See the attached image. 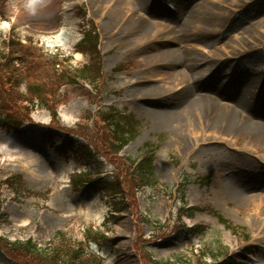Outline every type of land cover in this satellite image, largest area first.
<instances>
[{
	"label": "rangeland",
	"instance_id": "374dc122",
	"mask_svg": "<svg viewBox=\"0 0 264 264\" xmlns=\"http://www.w3.org/2000/svg\"><path fill=\"white\" fill-rule=\"evenodd\" d=\"M2 1L0 63L9 51L4 45L9 35L32 38L41 49L31 48L32 54H37L28 57L31 65L17 67L25 79L44 84L50 108L34 106L33 94L27 93L23 85L19 91L28 102L22 105L31 109V122L23 126L21 136L0 128V238L21 243L29 240L38 250L12 252L0 241V264H35L30 261L33 257L41 264H66V256L68 264H83L78 259L69 263L71 249L80 244L89 245L90 257L84 256L85 264H225L227 257L238 264H264V231L257 226L259 220V224L264 223V168L258 162L264 158V145L249 142L250 136L224 129L210 117L198 115L196 108L184 111L185 107L180 106V99L198 92L193 88H201L197 81L198 87L194 83L189 89L199 77L186 58L189 50L202 57L197 67L204 68L207 82L214 85L199 89V94H214L243 107L255 96L256 103L262 100L259 107L255 103V111L264 108V93L260 91L264 76V0H170L179 8V13L173 14L158 0H144L139 14L142 20H149H133L141 21L143 29L159 31L152 41L146 39L149 36L120 34L126 24L124 32H133L126 19L129 13L133 18H139V14L134 9L135 13L116 11V1ZM67 2L71 7L65 13ZM152 3L166 9V15L154 13ZM109 15L116 18L112 27ZM1 20H7L10 28L2 29ZM63 20H69L68 27L76 34L71 48H55L57 39L41 33V28L51 30L53 23ZM182 26L201 37L188 38ZM171 28L174 33L170 36ZM92 29L100 36L102 63L98 77L87 68L92 67L90 57L77 52L83 33ZM175 49L182 51L176 59L167 53ZM239 56L243 57L245 74L258 77L255 88L247 89L241 102L231 97V82L225 88L216 82L224 84L225 76L233 72L238 83ZM207 61L210 66L204 65ZM56 70L60 74L70 71L66 81ZM174 73L177 80L172 77ZM70 76L77 82H72ZM166 103L171 104L169 114H177L173 117L182 113L183 127L159 123L156 113L163 111L162 104ZM112 111L138 122L137 135L117 155L106 123V114ZM177 134L185 138L182 143ZM202 134L209 140L192 149L195 137L200 140ZM87 145L96 150L98 162L85 159L82 150ZM145 151L154 155L156 184L142 191L133 188L130 193L125 180L128 182L132 162ZM249 151L256 157L239 154ZM102 172H106L104 177ZM77 175L84 182L79 187L72 183L79 178ZM106 177L111 181L120 177L125 188L123 202L127 209L120 215L116 210L122 197L114 199L109 194V181L92 185L95 178ZM7 179L13 182H4ZM15 186L20 189L18 194H14ZM260 196L263 199L250 201ZM257 202H261L259 220L255 219ZM191 206L199 209L188 218L179 208ZM22 220L27 224L22 225ZM180 226L183 228L178 229ZM249 250L252 254H247ZM16 253L26 259L20 257L21 261L15 262ZM52 253L60 255L52 257Z\"/></svg>",
	"mask_w": 264,
	"mask_h": 264
},
{
	"label": "trees",
	"instance_id": "16d2710c",
	"mask_svg": "<svg viewBox=\"0 0 264 264\" xmlns=\"http://www.w3.org/2000/svg\"><path fill=\"white\" fill-rule=\"evenodd\" d=\"M0 0V8L4 7V2ZM9 52L5 58L2 59L3 64L0 63V127L7 129L9 132H13L17 135L22 134L23 125L30 120V110L27 107H24L22 104L28 102L26 100V95L19 91L20 87L25 85V90L31 92L34 96L33 102L34 106H46L50 108V103L46 98V94L43 90L44 84H42L39 80L33 81L29 79H25L23 72L19 71L17 66L23 65L28 66L30 64V59L28 57L35 58L37 54H32L31 48L24 47L21 43L16 40L10 39L8 44ZM77 52L82 53L84 55H88L91 60V69L90 66L87 67L89 72L95 73L96 76H99V72H101V57L99 52V35L95 29L85 30L83 33V39L77 46ZM23 61L27 62L24 63ZM36 61V60H35ZM39 61V60H38ZM33 65H40L39 62H34ZM59 67L58 63L55 66ZM35 67V72L36 68ZM61 67V66H60ZM94 69V70H93ZM29 70V69H28ZM93 70V71H92ZM83 70L80 72L82 73ZM87 72V73H89ZM56 73L60 74L59 70H56ZM68 73L70 71L65 70L62 72L60 79H65L68 77ZM86 74V73H85ZM84 76V74L82 73ZM28 77L29 72H28ZM85 77V76H84ZM56 80H58L56 78ZM70 80L72 82H77L76 78L70 76ZM23 102V103H22ZM10 105L13 107L8 108ZM19 105L21 108H17ZM8 106V107H7ZM16 109H15V107ZM33 106V107H34ZM13 108V109H12ZM107 115L108 127L111 129V146L114 149L116 155L124 148V146L129 142V140L133 139L137 134L136 126L138 122L129 116H123L119 111L109 112ZM51 131L48 132L50 134ZM83 155L87 161H97L100 159L99 156L96 155V150L91 146H86L82 150ZM154 157L153 155H148L141 163H139L133 170H130L128 174V182L127 187L129 188L128 192H132L133 188L142 189L143 187H147L152 185L153 176H154ZM127 173V170H125ZM106 178H101L98 181L92 182V185L101 184L106 185V181H109L108 192L110 195H122V202L119 204V208L117 211H122L127 208L124 200V191L125 188L122 187V183L120 182V177L113 178V181ZM13 182V181H9ZM79 182H76L78 184ZM129 184L131 186H129ZM11 187H14V184H10ZM116 210V209H115ZM0 241L3 243L5 248H8L10 251L20 252V249H24L27 252L33 253L38 252L37 247L31 241L27 242H9L6 239L0 238ZM73 250L72 256L69 258V263L76 262L78 259L81 263L85 264L86 253L82 248H78L77 250ZM52 257H57L60 255L57 253L56 255L52 253ZM17 256V258L15 257ZM14 255L13 260H20V257L26 259L20 253H16ZM49 255V254H47ZM46 255V256H47ZM85 256V257H84ZM68 257L64 258L66 264H68ZM21 261V260H20ZM30 261H33L35 264H41L36 257L30 258ZM52 264V263H51Z\"/></svg>",
	"mask_w": 264,
	"mask_h": 264
},
{
	"label": "bare ground",
	"instance_id": "6f19581e",
	"mask_svg": "<svg viewBox=\"0 0 264 264\" xmlns=\"http://www.w3.org/2000/svg\"><path fill=\"white\" fill-rule=\"evenodd\" d=\"M97 1H99V0H97ZM112 1H116L115 2L116 5H114V9L116 11H122L123 9H127V13L132 12V11H133V13H135L134 12V10H135V11H138V14H139L140 10L142 9V3H143L142 1H144V0H106L104 2H112ZM150 6H151L150 9L153 10L154 13H157V14H160V15H164V16L166 15V12H165L166 9L158 8L159 7L158 5L156 7H154L155 4H153V3ZM69 7H71V3L67 2L65 4L64 8H63V11L65 13L69 12L68 11ZM159 9H162V10L160 11ZM138 14H136V16ZM129 15H130V18L126 19V23L129 24V28L132 27L131 29L133 30V32L132 33L124 32L126 30V28L128 27L127 24L125 23L126 26H124L121 29L120 34H126L129 37H132L133 35L140 36V37H143V36L144 37H148L149 36L146 39L147 40L150 39V41H152L155 38V35H157L156 33H159V31H157L156 28L153 29V30H150V31H148L149 30L148 28H145V29L141 28V26H140L141 23L140 22L141 21L145 22V20H149L147 18L142 20L143 19L142 14L138 15L139 18H137V17L133 18V15L131 13H129ZM196 15H197V13L194 14L193 17H195ZM109 18H110V15H109ZM133 19H137V20H141V21L134 22L135 20H133ZM63 21L64 22L59 21V23H56V24L53 23L54 28H52L51 30L45 29V28H41V29L44 30V34L48 37V39L49 38H51L52 40H56L57 39V42L55 43V46H61V47H64V48H71L76 43V34H75V31H74V29L72 27H68L69 24H70L69 20L68 21L63 20ZM115 21H116L115 17H113V19L110 18L109 23H108L110 25L109 27L114 26L115 25V23H114ZM150 23H151V21H150ZM1 27H2V29H8L9 28V23L8 22H4L3 24H1ZM156 27H157V22H156ZM164 28H165V30L167 32H169L166 27H164ZM182 28L184 29L183 26H182ZM131 29H128V31H130ZM47 30H49L50 32H45ZM182 31H184V33H186L188 38H189V36H191V38H193V37L200 38L201 37V35L198 32H195V33L191 34L190 27H188V28H186V29H184ZM147 32H148V34H147ZM187 32H188V34H187ZM173 33L174 32H171V34H168V35L171 36ZM126 35H122L124 37V39L129 38V37H126ZM204 37H206V36H204ZM175 50H176L175 52L170 51V52H173V53H169V52H167V53L168 54H172V57L176 59L178 57L177 55L178 54L180 55V53L182 51L179 50V49H175ZM163 53L164 52H160L159 54L162 55ZM186 58L189 61V66L194 71L196 70L197 73H198L199 77L197 78L198 79L197 81L200 82V84H201V86H200L201 88L200 89L213 88L214 85L209 84L207 82V80H206V77H205V75H204V73L202 71V69H204V68L197 67L199 65L198 62H199V60L202 59V57L201 56H195V55H193V53H191V51L188 50V52L186 54ZM204 61H206V60L204 59ZM204 65L210 66L211 63L207 61V63H205ZM207 66H205V68H207ZM173 69L174 68H172L171 70L173 71ZM174 76L176 77V80H177V76H178L177 73L176 74L175 73L172 74L173 78H174ZM233 80H234V76L231 77L230 75H227L226 78H224V84L223 83H219L218 82L219 80H217V81L215 80V81L218 84H220L221 86L222 85L224 86L227 83L231 82L230 83V87H233ZM257 82H258V77H255V75H253L252 77H248L246 79V83L249 84L250 86L248 85V87H247L246 84H245V88L243 90L234 91L233 95L239 96L241 98L244 97L247 94V88L249 90H252V88H255V84ZM224 88H225V86H224ZM239 101L241 102V100H239ZM160 102H162V101H160ZM180 102H181L180 106L181 107H185L183 109L184 111H188V109H190V108H196L197 109L196 113L198 115L202 116L201 114H203L204 117H210V119H212V121L214 123H216V124L220 123L224 129H228L229 128L230 131H232V132L235 131L236 133L238 132V133L246 134L247 137L250 136L251 141H253V140L254 141H262V140L264 141V131H262L263 128H259V127L255 126V125H253L252 123L248 122L245 118H242L238 113H236L234 111H230L228 109H225L223 107V105L219 104L218 101L215 100L212 96L201 95L199 93H194V94L187 93L185 95V98H183L182 100L180 99ZM170 105L171 104H167V103L166 104H162V106L164 107L163 111H160V113H156L158 115L159 123L161 125H163V126L164 125H168L170 127H173V125H176V126H180L181 127L182 126L181 125L182 121H181L180 118L182 116L181 115L182 113L179 114L176 117H173L174 115H177V114H173V115L169 114L168 109H169ZM224 105L226 106V104H224ZM183 122H184V120H183ZM204 136H206V135H204V134L200 135L199 136V138H201L200 140L196 139V137H195L192 149L199 147L200 144H201V141L209 140L207 138H204ZM183 139H185V138L184 137L180 138L178 136V134H177V140H179V142L182 143ZM253 143H255V142H253ZM36 179L38 180L39 183L42 182L41 179H39L38 177H36ZM235 196L238 197V194H236ZM261 199H263V198L260 196L258 198H252L250 201L254 202L255 200L259 201ZM240 202H242L244 204V201H243L242 198L240 199ZM257 204H258V202H257ZM257 204H256L257 207L254 206L256 208L255 209V216H256V214H259L258 207L261 204V202H259L258 205ZM247 206H248V204H247ZM253 213H254V210H253ZM247 214H248V212H247ZM259 221H257V226L259 225L258 226L259 229L264 231V223L262 221L261 224H259ZM26 222H27L26 220H22L20 223H22V225H25V224H27Z\"/></svg>",
	"mask_w": 264,
	"mask_h": 264
}]
</instances>
